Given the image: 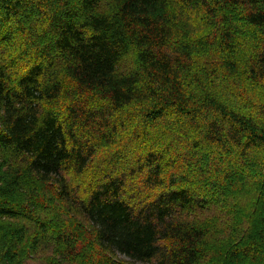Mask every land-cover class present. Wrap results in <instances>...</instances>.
I'll return each mask as SVG.
<instances>
[{
  "label": "trees",
  "instance_id": "obj_1",
  "mask_svg": "<svg viewBox=\"0 0 264 264\" xmlns=\"http://www.w3.org/2000/svg\"><path fill=\"white\" fill-rule=\"evenodd\" d=\"M0 26L3 42L21 39L0 61V264L52 250L70 264L214 254L217 219L201 214L245 168L264 174V102L212 90L242 75L264 88V0H0ZM149 128L168 135L125 166L102 154L125 135L148 143ZM57 195L88 226L90 254L41 203ZM259 220L260 243L233 222L232 264H264Z\"/></svg>",
  "mask_w": 264,
  "mask_h": 264
},
{
  "label": "rangeland",
  "instance_id": "obj_2",
  "mask_svg": "<svg viewBox=\"0 0 264 264\" xmlns=\"http://www.w3.org/2000/svg\"><path fill=\"white\" fill-rule=\"evenodd\" d=\"M202 17L203 13L201 11H195L192 13L191 22H195L196 26L200 27L202 23ZM6 29L9 31L10 29H12V27L9 26V28ZM4 30L2 29V26H0V31ZM6 35L7 33L0 35L1 62L6 61V58L10 56V52H12V49L13 52L17 54L19 47L17 44L14 43V41L21 42L20 37H18L17 35H15L16 38L13 37V41L6 40L3 42V38L1 37H6ZM247 47H249V45L246 42V48ZM240 84L241 85L237 87L234 86L236 87L234 88L230 87L233 85L228 86L229 84L227 83L218 82L215 84V87L212 91L215 94L220 95L222 98L225 97L226 99H229L230 101L238 105H243V107H246V104L251 105V101H254L257 104L261 100L264 102V88L259 85L258 82H249L246 80L245 76L242 75L240 76ZM160 130V133H162L160 134L161 137L164 134L168 135L167 130L162 128ZM141 133L143 134V132ZM144 133H147V136H149L147 138V140H149L148 143L143 142L145 140L143 136L135 141L133 139L131 140V138L129 139L130 136L125 135L122 138V141H120V146H118L117 143L115 144V146L104 145L105 147L103 148L104 150L102 154L106 155L110 159L112 166H125L127 161L130 162L129 160L131 158L134 159V157H136L137 153L141 151L145 144L155 145V143H159L161 137H155L154 128H149L147 129V132ZM144 148H146V146ZM106 149L107 152L105 153ZM255 155L259 156L258 154ZM122 163L123 165H121ZM241 176L244 181H242L243 183L238 186V189H234V196L236 195V197H234L233 194H229V191L222 192V194H218L217 197L210 195L212 198L210 199V201L212 202L211 211L207 212L206 215L203 213L201 214L204 217L212 212L210 216L212 218L217 219L215 224L216 226H218L219 231V237H217L216 242L214 241L213 243L215 245V252H213L214 254L209 255L201 264H232L231 262L234 260V258L230 257L231 254H228V251L230 248L236 246L237 243L242 242L241 240L236 239V234H230V228L233 225V222H236L239 225L238 228L246 230L247 237L245 242L250 239L253 240L256 238L255 242L260 243L258 229H260L259 217L262 216L264 213V174H262L258 169L253 168V170H246L245 168L244 173L241 174ZM205 188L206 190H208V185ZM46 189H48L46 191H48L49 193L51 190L52 193H54V190L56 191V187L52 185L47 186ZM52 201L56 202L57 205L54 206V203ZM41 203H43L44 206H48L47 209L50 215H53L55 218L60 219V221L63 222L61 223L62 225L66 226L67 224L81 237L86 238L84 239L86 242H84L83 249L82 251H80V254L85 256L90 254L92 249L94 248L93 237L89 233L90 230L85 224V222L82 220L80 214H78V212L76 213L74 210H71V213H69L68 205L65 201L61 200L58 195L53 199H50L46 196L42 199ZM233 203L235 207V212L232 211L234 209H232L231 207ZM51 205L53 206L52 214L50 210L51 208H49ZM219 208L220 211L215 212L218 211ZM237 210H239V212L238 214H235L237 213ZM231 214L233 215V221L231 220V218H229L228 222L227 217ZM116 256L117 258L119 257L123 260H127L124 257L118 255ZM29 262H32L31 264H70L66 263L65 260L62 261L59 253L54 250H52V252H43L41 254H36L32 257ZM123 263L128 264L126 263V261L124 262L112 259V264ZM233 264L243 263L240 262Z\"/></svg>",
  "mask_w": 264,
  "mask_h": 264
}]
</instances>
